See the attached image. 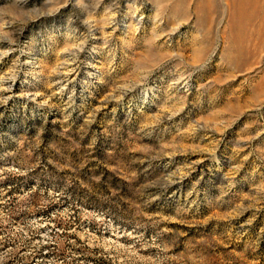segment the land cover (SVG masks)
<instances>
[{
    "label": "rangeland",
    "instance_id": "rangeland-1",
    "mask_svg": "<svg viewBox=\"0 0 264 264\" xmlns=\"http://www.w3.org/2000/svg\"><path fill=\"white\" fill-rule=\"evenodd\" d=\"M0 264H264V0H0Z\"/></svg>",
    "mask_w": 264,
    "mask_h": 264
}]
</instances>
